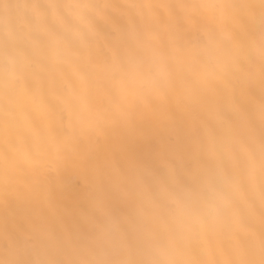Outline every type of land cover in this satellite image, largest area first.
<instances>
[{"label": "snow or ice", "instance_id": "obj_1", "mask_svg": "<svg viewBox=\"0 0 264 264\" xmlns=\"http://www.w3.org/2000/svg\"><path fill=\"white\" fill-rule=\"evenodd\" d=\"M0 264H264V0H0Z\"/></svg>", "mask_w": 264, "mask_h": 264}]
</instances>
